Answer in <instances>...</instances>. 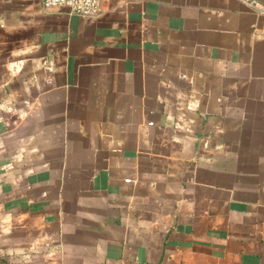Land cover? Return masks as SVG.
Returning a JSON list of instances; mask_svg holds the SVG:
<instances>
[{
    "label": "crops",
    "instance_id": "obj_1",
    "mask_svg": "<svg viewBox=\"0 0 264 264\" xmlns=\"http://www.w3.org/2000/svg\"><path fill=\"white\" fill-rule=\"evenodd\" d=\"M0 264H264V0H0Z\"/></svg>",
    "mask_w": 264,
    "mask_h": 264
},
{
    "label": "built area",
    "instance_id": "obj_2",
    "mask_svg": "<svg viewBox=\"0 0 264 264\" xmlns=\"http://www.w3.org/2000/svg\"><path fill=\"white\" fill-rule=\"evenodd\" d=\"M108 0H43L46 8H64L70 12L88 17L100 14ZM255 3V2H254ZM257 3H255L256 5Z\"/></svg>",
    "mask_w": 264,
    "mask_h": 264
}]
</instances>
